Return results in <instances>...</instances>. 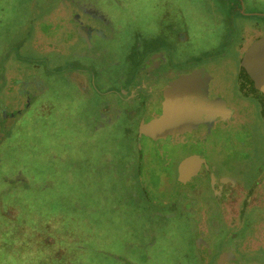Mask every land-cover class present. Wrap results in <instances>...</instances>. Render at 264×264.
<instances>
[{
  "label": "rangeland",
  "instance_id": "obj_1",
  "mask_svg": "<svg viewBox=\"0 0 264 264\" xmlns=\"http://www.w3.org/2000/svg\"><path fill=\"white\" fill-rule=\"evenodd\" d=\"M73 10L84 21L97 14L112 21L110 40L87 55L74 54L84 49L80 42L59 43ZM164 21L171 23L165 45L173 68L206 64L224 70L219 83H228L241 45L264 32V0H0V264H200L195 218L180 204L174 216H160L154 202L172 182L161 171L153 177L149 166L144 181L129 178L126 164L140 153L138 121L126 111L114 118L104 95L108 86L124 93L145 77L141 63L162 44ZM78 67L88 70L82 86L72 73ZM33 75L41 91L25 107L16 91ZM250 114L248 134H241L253 141L246 154L232 165L216 161L245 180L264 173V122ZM147 180L158 186H145L143 195ZM197 215L210 219V212ZM227 232L208 237L221 244ZM244 256L264 264V251Z\"/></svg>",
  "mask_w": 264,
  "mask_h": 264
},
{
  "label": "flooded vegetation",
  "instance_id": "obj_2",
  "mask_svg": "<svg viewBox=\"0 0 264 264\" xmlns=\"http://www.w3.org/2000/svg\"><path fill=\"white\" fill-rule=\"evenodd\" d=\"M80 5L86 8V4L80 3ZM73 12L71 24L67 25L68 37H57L60 40L59 43L64 45V39L68 46L80 42L84 44V49L80 52L74 50V54L87 55L88 51L96 48L99 40L104 42L110 40L109 31H113L115 26L112 21L99 14L92 21H84L76 10ZM75 15L77 16L74 17ZM166 22L164 21V25L167 32L162 36V44L150 52L141 63L145 77L136 83L123 86L124 93L118 86H108L104 89V95L111 97L106 106L114 112V118L126 111L134 114L133 117L138 121L135 147L140 150V153L138 152L136 160L126 164L131 163L127 170L130 171L128 175L133 182L144 181L141 180L145 178L142 177V169L144 166H151L152 162L161 163L163 167L176 165L175 158L181 155L173 141L176 128L182 126V120L189 117L191 110L189 108L195 102L218 90L220 76L224 72V70L211 68L206 64L186 69L173 68L167 50L169 47L165 45L167 40L171 41L172 30L169 29L171 23L168 21L166 24ZM69 26L72 30L68 29ZM50 43L55 44L53 41ZM85 69L87 68L78 67L75 72L71 71L76 74L80 86L85 81L87 82L88 70ZM148 80H150L149 83ZM104 81L109 83L106 77ZM19 84L20 87L16 92L24 99L25 103L22 105L26 107L28 103L32 104L33 97L41 91L40 84L35 75ZM118 101H121V107ZM136 102L141 105L138 113L134 109ZM183 156H188V154ZM225 167L226 164L219 166V163L211 162L209 170H206L204 166L201 167L202 177H184L182 178L184 182L180 181L179 177L171 175L162 177L167 182H172L173 186L170 188L173 191L167 190L162 194L159 192L158 196L155 192L154 202L163 209L159 211L160 216H174L176 213L173 205L180 204L183 212L187 213L192 220L195 218L196 254L200 264H252L250 260H247L252 257L244 255L253 254L254 257H258L256 254L264 251L262 250L264 249V173L253 179L246 177L245 180L244 176L232 174ZM151 175L154 177L155 174ZM159 178L157 177L154 181H158ZM145 186L156 187L158 184L147 180L146 184H142L143 189L140 191L143 195H146ZM241 193L244 194L243 197ZM207 194L211 197L210 207L204 204ZM238 194L239 200L237 201ZM202 210L210 212V219L207 223L200 221L197 215ZM251 213L254 215L259 213L260 216L255 215L249 221L248 217ZM242 214H245L243 222L239 225L233 223L234 220L237 221V218L242 217ZM222 228H227V238H224L221 244H216L209 239L208 233L210 231L219 233ZM237 235L242 237L238 238ZM254 245L256 249H260V252L253 250Z\"/></svg>",
  "mask_w": 264,
  "mask_h": 264
},
{
  "label": "water",
  "instance_id": "obj_3",
  "mask_svg": "<svg viewBox=\"0 0 264 264\" xmlns=\"http://www.w3.org/2000/svg\"><path fill=\"white\" fill-rule=\"evenodd\" d=\"M241 49L238 65L230 70V82H220L216 92L195 102L189 117L176 128L173 141L181 154L175 158L176 165L163 167L152 162L151 174L160 175L156 171H161L163 177L171 175L184 182V177H202L201 167L209 170L211 162L224 159L232 165L240 154H246L244 148L253 141H246L241 134H248L251 111H257L264 122V32H255ZM226 167L233 174L230 166ZM241 167L237 166L239 171Z\"/></svg>",
  "mask_w": 264,
  "mask_h": 264
}]
</instances>
